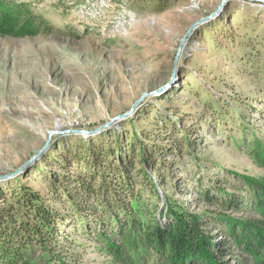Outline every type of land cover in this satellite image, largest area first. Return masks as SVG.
<instances>
[{
	"label": "rangeland",
	"instance_id": "obj_1",
	"mask_svg": "<svg viewBox=\"0 0 264 264\" xmlns=\"http://www.w3.org/2000/svg\"><path fill=\"white\" fill-rule=\"evenodd\" d=\"M10 1L30 5L45 22L36 35L0 34V175L20 168L51 131H71L54 134L40 158L0 186L20 176L68 214L61 226L71 238H61L73 249L68 260L118 264L98 233L125 213L93 205V198L88 212L68 200L77 193L75 176L96 165L99 184L101 169L110 170L102 157L143 190L147 201L135 204L142 219L164 222L168 195L206 219L213 211L255 216L216 200L245 194L243 176H264L252 155L264 151V2L227 1L179 52L192 24L222 0ZM159 88L132 115L93 132ZM57 176L55 192L50 181ZM28 256L45 264L36 244Z\"/></svg>",
	"mask_w": 264,
	"mask_h": 264
},
{
	"label": "trees",
	"instance_id": "obj_2",
	"mask_svg": "<svg viewBox=\"0 0 264 264\" xmlns=\"http://www.w3.org/2000/svg\"><path fill=\"white\" fill-rule=\"evenodd\" d=\"M44 22V16L30 5L0 0L1 35H36ZM145 150L147 148L142 145L139 155L144 156ZM252 155L255 162L264 167V151ZM102 161L110 170L101 169L99 184L96 186L94 176L100 172L96 165L98 169L92 173L75 176L77 193L68 192V200H74L77 207L87 211L93 209L86 206L93 198V205L125 213L124 218L114 214L117 224L108 220L107 229L98 233V239L105 243L118 264H229L228 256L238 264H264V176H243L244 188H241L245 194L215 199L221 201L226 210H249L255 215L253 217L238 219L227 212L217 214L213 211L206 219L202 214L188 211L168 195L166 207L160 212L165 219L163 222L137 216L135 204L147 201L143 198V190L114 165L108 164L106 158L102 157ZM19 177L16 176L14 182L4 180L0 186V264H39L28 256L32 244L42 248L45 264H74L68 260L73 249L67 248L61 240L71 239L69 232L61 227L68 214L51 204V197L19 181ZM57 177L50 181L55 192H58ZM143 183L155 187L151 179ZM206 197L215 201L209 193ZM93 212L95 215V210ZM97 219L105 222V216ZM220 234L223 236L216 239ZM235 249L240 254H234Z\"/></svg>",
	"mask_w": 264,
	"mask_h": 264
},
{
	"label": "water",
	"instance_id": "obj_3",
	"mask_svg": "<svg viewBox=\"0 0 264 264\" xmlns=\"http://www.w3.org/2000/svg\"><path fill=\"white\" fill-rule=\"evenodd\" d=\"M229 1V0H222V2L220 3L219 7L217 8V10L211 14H209L208 16L206 17H203L201 18L200 20H197L195 23L192 24V26L189 28V30L187 31L186 35L184 36L181 44H180V48H179V52L182 50L183 46H184V43L186 42V40L188 39V37L191 35L192 31L194 29H196L199 25L203 24L204 22H206L207 20L209 19H212L213 17H215L217 14L220 13L221 9L223 8V6L225 5V3ZM248 1H252V2H264V0H248ZM159 91H162V88H159V89H156V90H153L151 92H146L144 94H142V96L135 102V104L125 113H122V114H118L116 116H114L113 118H111V120L107 123H105L104 125L100 126L99 128H97L95 131L93 132H96V131H99V130H102V129H105V128H108L110 127L112 124L120 121V120H123L125 118H127L128 116L132 115L134 113V111L138 108V106L145 100L146 97L152 95V94H156L158 93ZM67 131H71V130H64V131H59V130H53L50 132L49 134V138L46 142V144L38 151L36 152L29 160H27L20 168H18L16 171L10 173V174H7V175H0V179L2 178H9L15 174H18L20 172H22L24 169H26L27 167H29L34 161H36L38 158H40V156L44 153V151L47 149V147L49 146L50 144V141H51V137L56 134V133H64V132H67ZM75 132H87V133H92V132H88V131H85V130H78V129H75L73 130Z\"/></svg>",
	"mask_w": 264,
	"mask_h": 264
}]
</instances>
